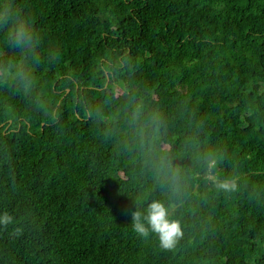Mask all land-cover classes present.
I'll use <instances>...</instances> for the list:
<instances>
[{"label": "trees", "instance_id": "trees-1", "mask_svg": "<svg viewBox=\"0 0 264 264\" xmlns=\"http://www.w3.org/2000/svg\"><path fill=\"white\" fill-rule=\"evenodd\" d=\"M4 212L0 264H264V0H0Z\"/></svg>", "mask_w": 264, "mask_h": 264}, {"label": "clouds", "instance_id": "clouds-1", "mask_svg": "<svg viewBox=\"0 0 264 264\" xmlns=\"http://www.w3.org/2000/svg\"><path fill=\"white\" fill-rule=\"evenodd\" d=\"M3 18H8V13L3 14ZM31 37L27 29H21L17 32L15 40L17 44H25ZM133 218L134 230L144 237L150 233L158 235L161 245L165 248H171L175 245L177 239L182 236L181 224L178 220L169 217L168 207L159 200H154L148 204L142 211L131 213ZM13 222V218L7 212L0 213V225H8Z\"/></svg>", "mask_w": 264, "mask_h": 264}]
</instances>
